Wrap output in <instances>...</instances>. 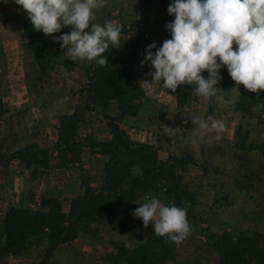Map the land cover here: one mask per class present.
<instances>
[{"label": "rangeland", "instance_id": "1", "mask_svg": "<svg viewBox=\"0 0 264 264\" xmlns=\"http://www.w3.org/2000/svg\"><path fill=\"white\" fill-rule=\"evenodd\" d=\"M18 8L14 0H0V98L5 110L0 121V246L1 218L9 207L36 212L45 199L52 198L68 213L71 201L83 195L87 186L98 189L104 184L108 156L100 142L111 139L109 118L119 115L118 99L102 105L87 89L94 61L65 59L62 41L53 42L44 33L48 64L44 72L39 69L26 47L27 13ZM167 8L144 0H106L94 9L93 23L116 22L122 27L121 42L137 46L133 84L150 80L147 73L154 71L150 62L140 64L146 46L155 42L159 48L171 38L165 25L175 17ZM70 30L62 27L53 35ZM141 87L143 101L134 108L135 114L118 120L119 126L134 142L153 145L159 160L193 157L182 171L191 198L178 206L186 209L192 230L175 245L174 259L165 264H219L215 243L225 232L234 242L240 235L258 232L264 246V102L242 113L236 108L238 88L226 90L221 81L217 85L223 89L221 98L206 100L192 91L182 107L177 105L176 91L162 84ZM64 114L73 116L69 123L75 146L65 147L58 138ZM195 116L205 121L213 116L224 122L225 129L200 138L191 122ZM133 169L139 173L138 167ZM145 195L158 197L165 205L175 204L167 188L156 185L137 198L132 210L140 206L137 202H144ZM132 210L124 227L94 222L91 231L60 244L48 259L44 258L46 240L32 238L19 256L6 255L0 264H125L128 250L144 242L154 229L152 224L145 228Z\"/></svg>", "mask_w": 264, "mask_h": 264}, {"label": "trees", "instance_id": "2", "mask_svg": "<svg viewBox=\"0 0 264 264\" xmlns=\"http://www.w3.org/2000/svg\"><path fill=\"white\" fill-rule=\"evenodd\" d=\"M156 2L168 7L173 0H144ZM27 39V50L34 57L39 69L47 68L45 54L46 41L42 31L33 29L31 21L23 22ZM235 47V45H234ZM109 63L106 67L92 63V73L88 77V88L93 100L106 105L109 99H118L119 115L110 117L108 126L111 139L100 142L102 153L108 156L105 164L104 184L94 189L87 186L83 195L71 201L70 211H62L55 199H45L42 208L31 212L27 208L9 207L3 213L1 226L4 232L3 244L0 246V258L6 255L19 256L29 244L30 239L46 240L44 258L48 259L62 243L74 239L79 232L91 231V224L105 220L115 226L124 227L129 221L128 213L134 202L145 190L156 185H163L174 196L177 206L190 200L191 192L183 182V167L193 162L190 154L179 157L170 156L159 160L157 149L151 144L137 143L119 126L118 120L128 114H135L145 97L140 85L132 83L131 75L136 62L137 46L130 41L122 42L119 49L109 48L103 54ZM223 79L221 85L226 90L235 87L226 67L220 69ZM195 85H181L176 90L177 105L184 106L191 96ZM238 88V87H237ZM239 95L236 108L242 113L251 111L254 104L264 102V91L260 95L238 88ZM0 98V121L4 114ZM64 114L60 117L58 138L65 147L76 145L71 137L70 118ZM24 150H18L23 154ZM177 165L181 169L176 170ZM138 167L139 173L133 169ZM96 229V228H95ZM150 230L147 239L128 250L125 264H165L174 259L175 245L167 237H159ZM260 233L240 235L234 242L223 233L215 243L219 264H264V246ZM167 241V242H166Z\"/></svg>", "mask_w": 264, "mask_h": 264}, {"label": "clouds", "instance_id": "3", "mask_svg": "<svg viewBox=\"0 0 264 264\" xmlns=\"http://www.w3.org/2000/svg\"><path fill=\"white\" fill-rule=\"evenodd\" d=\"M8 3L9 0H4ZM18 10L27 13L36 31L50 36L53 42L62 41L65 59L95 61L98 66L109 63L103 54L109 48L122 45V27L114 21L95 24L94 9L106 0H14ZM167 11L174 20L165 28L171 38L157 48L155 42L146 46L141 66L150 62V80L140 86L162 84L175 92L181 85H195L197 96L219 97L217 87L223 79L220 69L226 67L235 87L260 95L264 91V0H173ZM70 26L60 36L62 27ZM235 45V47H234ZM152 49H156L155 52ZM208 72V77L202 75ZM194 135L203 138L212 130L222 132L223 121L209 116L191 118ZM144 202L132 210L147 228L153 225L155 235L167 237L179 244L191 233L186 209L175 204L165 205L158 197L145 195ZM167 242V241H166Z\"/></svg>", "mask_w": 264, "mask_h": 264}]
</instances>
